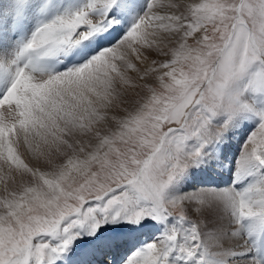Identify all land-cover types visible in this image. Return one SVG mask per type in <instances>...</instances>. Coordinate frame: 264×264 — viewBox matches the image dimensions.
Instances as JSON below:
<instances>
[{"label": "snow or ice", "instance_id": "6c2138e0", "mask_svg": "<svg viewBox=\"0 0 264 264\" xmlns=\"http://www.w3.org/2000/svg\"><path fill=\"white\" fill-rule=\"evenodd\" d=\"M50 4L0 0V264H209L193 217L258 214L171 192L246 127L264 178V0Z\"/></svg>", "mask_w": 264, "mask_h": 264}, {"label": "bare ground", "instance_id": "6f19581e", "mask_svg": "<svg viewBox=\"0 0 264 264\" xmlns=\"http://www.w3.org/2000/svg\"><path fill=\"white\" fill-rule=\"evenodd\" d=\"M76 2L81 6L83 0ZM67 9L64 7L62 12ZM253 128L237 130L222 144L210 148L204 162L199 167L189 169L171 192V195L179 196L202 190L227 189L236 194H246L247 201L258 214L239 223L231 204L218 201L205 210L202 219L193 217L194 220L200 219L201 231L216 241L214 247L218 252L209 264H258L253 256V248L261 229L259 225L264 219V178L259 172L247 179H240L236 175L237 160Z\"/></svg>", "mask_w": 264, "mask_h": 264}, {"label": "rangeland", "instance_id": "374dc122", "mask_svg": "<svg viewBox=\"0 0 264 264\" xmlns=\"http://www.w3.org/2000/svg\"><path fill=\"white\" fill-rule=\"evenodd\" d=\"M249 134V133H248ZM172 196H174V195H172Z\"/></svg>", "mask_w": 264, "mask_h": 264}]
</instances>
